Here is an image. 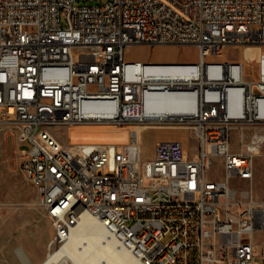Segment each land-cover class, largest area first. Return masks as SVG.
I'll return each mask as SVG.
<instances>
[{"label":"built area","instance_id":"obj_1","mask_svg":"<svg viewBox=\"0 0 264 264\" xmlns=\"http://www.w3.org/2000/svg\"><path fill=\"white\" fill-rule=\"evenodd\" d=\"M140 43L193 44L197 60H126ZM244 44L261 47L256 79L242 61L207 59ZM151 93L182 111L153 118ZM165 121L192 131L193 153L161 139L144 156L134 128ZM95 123L117 129L72 140ZM260 123L264 0H0V125L15 126L20 169L51 224L47 252L88 216L141 264H264V199L229 185L252 179L264 139H244ZM49 129L66 137L50 142ZM212 158L224 180L208 179Z\"/></svg>","mask_w":264,"mask_h":264},{"label":"rangeland","instance_id":"obj_2","mask_svg":"<svg viewBox=\"0 0 264 264\" xmlns=\"http://www.w3.org/2000/svg\"><path fill=\"white\" fill-rule=\"evenodd\" d=\"M260 49L259 46L250 44L226 45L221 56L213 55L207 59L242 61L246 78L256 79ZM124 57L128 61L193 62L197 60V50L193 44L188 43H140L126 46ZM116 129L113 127L108 129V124L95 123V134L71 131V138L88 141L90 137H104L108 130ZM49 130L57 138L58 135L61 139L66 137L65 131L56 133V129ZM134 130L138 132L139 140H142L145 157L151 155L155 142L161 139H180L188 154L194 152L196 138L188 127L165 121L136 126ZM253 131L264 133V123L251 125L246 130L244 141ZM119 135L126 136L124 133ZM231 136V147H235L238 141L234 133ZM15 137V126L9 128L7 125H0V264H23L17 255V248L24 251L32 264H38L47 254L52 229L49 219L44 215L39 204L34 186L20 169ZM110 137L117 139L116 134ZM239 148L238 146L237 149ZM207 177L211 180H224L223 168L218 158H212ZM229 185L236 190L249 189L254 198L264 199V143L254 158L252 179L233 178L229 180ZM254 238L261 252L264 253V231L254 232ZM259 261L264 263V258H259Z\"/></svg>","mask_w":264,"mask_h":264},{"label":"bare ground","instance_id":"obj_3","mask_svg":"<svg viewBox=\"0 0 264 264\" xmlns=\"http://www.w3.org/2000/svg\"><path fill=\"white\" fill-rule=\"evenodd\" d=\"M167 98L165 94H149L144 106L147 114L160 120L182 111L178 99ZM259 134L264 139V133ZM137 135H139L138 132ZM49 141L58 142V138L50 130ZM53 150H61V143H53ZM244 191L250 193L249 189ZM17 255L23 264H32L21 248H17ZM68 262L71 264H141L136 256H133L128 249L106 232L102 219L88 216L83 217L71 231L63 246L47 252L38 264H67Z\"/></svg>","mask_w":264,"mask_h":264}]
</instances>
